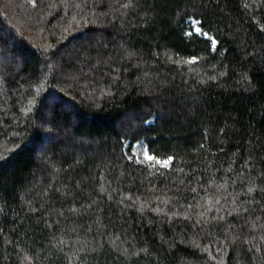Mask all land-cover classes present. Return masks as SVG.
Instances as JSON below:
<instances>
[{"label": "trees", "instance_id": "16d2710c", "mask_svg": "<svg viewBox=\"0 0 264 264\" xmlns=\"http://www.w3.org/2000/svg\"><path fill=\"white\" fill-rule=\"evenodd\" d=\"M0 264H264V0H0Z\"/></svg>", "mask_w": 264, "mask_h": 264}, {"label": "rangeland", "instance_id": "374dc122", "mask_svg": "<svg viewBox=\"0 0 264 264\" xmlns=\"http://www.w3.org/2000/svg\"><path fill=\"white\" fill-rule=\"evenodd\" d=\"M196 28H200V27L198 25H196ZM200 31H198V32H200ZM145 152H147L151 155H154L149 151V148L144 141L137 142L134 145L133 156L138 162H142V163H146V164H150V165H160V166H165V167L169 166V165H165V164L160 163L161 160H166L167 158H161L160 159V157H157L154 155L157 159L149 160L148 157L145 155Z\"/></svg>", "mask_w": 264, "mask_h": 264}, {"label": "snow or ice", "instance_id": "6c2138e0", "mask_svg": "<svg viewBox=\"0 0 264 264\" xmlns=\"http://www.w3.org/2000/svg\"><path fill=\"white\" fill-rule=\"evenodd\" d=\"M33 3H35V0H33ZM200 28H196V31H200ZM193 60H195L196 58L193 57L191 58ZM53 103H55V100H53ZM145 155L148 157L149 160H154L157 159L154 155H151L147 152H145ZM174 159V157L169 156L166 160H161L160 163L165 164V165H170V162Z\"/></svg>", "mask_w": 264, "mask_h": 264}]
</instances>
